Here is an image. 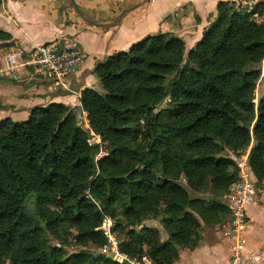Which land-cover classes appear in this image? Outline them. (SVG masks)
I'll list each match as a JSON object with an SVG mask.
<instances>
[{
  "label": "trees",
  "instance_id": "1",
  "mask_svg": "<svg viewBox=\"0 0 264 264\" xmlns=\"http://www.w3.org/2000/svg\"><path fill=\"white\" fill-rule=\"evenodd\" d=\"M8 38L0 31V43ZM184 52L180 38L158 33L95 65L104 92L86 90L80 100L93 130L111 143L101 160L99 145L87 142L89 131L61 103L25 120L0 121V264H67L50 235L63 239L73 228L101 246L104 217L119 211L132 228L158 216L161 202L167 238L158 243L150 229H130L120 250L133 255L145 242L154 264H172L180 250L197 246L200 221L220 225L228 218L221 197L239 175L226 148L239 154L254 141L247 160L261 184L264 90L257 105L253 92L264 28L233 1L219 2L185 59ZM191 189L204 197L190 198ZM72 259L130 264L87 250Z\"/></svg>",
  "mask_w": 264,
  "mask_h": 264
},
{
  "label": "crops",
  "instance_id": "2",
  "mask_svg": "<svg viewBox=\"0 0 264 264\" xmlns=\"http://www.w3.org/2000/svg\"><path fill=\"white\" fill-rule=\"evenodd\" d=\"M224 1L235 0H0V31L9 36L0 43V55L73 37L83 53V62L70 87L75 80L85 87L94 80L93 69L99 61L126 52L145 36L170 33L193 45L213 21L217 4ZM28 80L24 76L22 81ZM42 85L25 86V96L5 100L0 120L21 121L35 107L59 100L72 102L73 96L49 93ZM0 90L17 92L11 84L0 85ZM229 218L230 214L205 238L203 233L192 250H180L172 264H228L233 242L226 236ZM239 239L245 254L256 255L251 264H264V180L256 185L253 199L244 206Z\"/></svg>",
  "mask_w": 264,
  "mask_h": 264
},
{
  "label": "rangeland",
  "instance_id": "3",
  "mask_svg": "<svg viewBox=\"0 0 264 264\" xmlns=\"http://www.w3.org/2000/svg\"><path fill=\"white\" fill-rule=\"evenodd\" d=\"M233 2L235 3L236 0ZM235 5H236V3H235ZM238 9H239L241 14L247 15L248 21H250L253 25H255L257 27L264 28V24L261 21L262 13L246 12L240 8H238ZM214 19H215V17L213 18V21H214ZM212 22H210L208 24V26L204 29V31L210 26V24ZM204 31L202 32V34L204 33ZM202 34H201V36H202ZM170 35L175 36L173 34H170ZM182 41L184 43V49H185L184 59H185L187 52L191 48H193L196 43H194L191 46H188V44L186 45L184 40H182ZM5 53L0 55V67L2 66L1 63H2V59H3V55H5ZM103 60L104 59H102L101 61H103ZM101 61H99V62H101ZM258 68L260 70V74H259V77L256 81L254 92H253L254 105H257L258 99L261 97L263 90H264V58L258 64ZM78 70H79V68H78ZM78 70H77V72H78ZM76 73H75V75H76ZM73 77H75V76L73 75ZM28 79H30V80H28L29 82L28 81L23 82L22 81L23 78H21L19 80H12V79H7V77L0 76V85L1 86L5 85V84H11V85H14V87H16V89H17L16 93L11 92V91L4 93L2 90H0V108L2 107V104H5V102H4L5 100H13V98L15 99L16 97L19 98V97L25 96L22 93L23 92L22 88H25V86L33 85V84H41V85L43 84L42 82H40L39 80H37L33 77H30ZM93 79L94 80L92 81V83H90L89 86L86 85L85 87H83L82 86L83 84L81 85L79 83V81L75 80L74 87H70V91L63 93V94H69V95L73 96L72 102H66L67 100H59L58 102H50L47 105H49L51 103H61L64 106H66L69 111L73 112L76 115V122L78 123V125H80L84 129L89 131L90 136L87 139V142L89 144L95 143V144L99 145V151L96 154L95 159L101 160L107 155L106 150H107V148H109V146H111V143L108 140L102 139L100 137V135L93 130V128L91 127L89 117H88V113L86 112V110H84L82 108V104H81V100H80L82 93L86 90H89V91L94 92L96 94H102L104 92L103 87H102L98 77L95 74H94ZM44 85L46 86L45 88L47 89V91L49 93H51V91L48 90L47 85L43 84L42 86H44ZM53 95L55 96L56 94H53ZM47 105L35 107V108L31 109V112L33 110H35L36 112H39L38 109L44 108ZM163 107H165V103L161 104L158 107V109L163 108ZM0 121H2V120H0ZM13 121H15V120H13ZM253 146H254V141L251 140L248 147L239 154H237V152L232 151L230 148L225 149L224 153L234 161L235 168L238 171V175H239V170H240L239 165H238L239 161L242 160L241 159L242 157L246 158V160H247L249 150ZM247 163H248V160H247ZM181 182L184 184L186 183L184 179L181 180ZM229 188H228V190H229ZM203 193L201 191H193L191 189V190H189L188 195L190 198H193L195 196L204 197ZM226 193H224L221 197V201L225 205H226V201H225L224 197H225ZM159 208H160L159 209L160 212H159L158 216H149V217L143 219L139 223V225H135L132 228L125 224V221L123 220V218L119 214V211H117L114 216L104 217L102 220L101 226L98 228L100 233H102L104 235L103 237L106 239V243L104 245H101V246H98L100 240H96L94 242V240H91V239L80 238L78 236L76 230L73 228L68 229L64 233L63 232L61 233V235H63V239H56V237L53 238L54 236L50 235L49 244L51 246L62 248L64 250L65 257L67 259V264H73L72 256L74 254L78 253L80 250H87V251H90L91 253H103L107 256L112 257V259H115V260H116V258H119L120 255H124L128 258H134L138 255L139 256H142V255L147 256L148 246L145 242H142L139 250L136 251V253H134L133 255L132 254L131 255L123 254L120 250V244L126 241V238H127L126 233L130 229H134L136 231H139L142 229L143 230L144 229H150L151 231H153V234L155 236V240L158 243L165 240L167 238V232H168L166 229L163 228V225H162V220L166 217V213L164 212L165 211V203L161 202ZM200 223L201 224H200V228L198 231L199 241H200V238L203 237V236H201L203 233H205V236L203 237V238H205L210 233V231L212 229H214L215 227L218 226V225H213V224L204 225V223L202 221H200ZM147 258L149 259V262H152L148 256H147ZM3 264H11V262L9 260H5Z\"/></svg>",
  "mask_w": 264,
  "mask_h": 264
},
{
  "label": "built area",
  "instance_id": "4",
  "mask_svg": "<svg viewBox=\"0 0 264 264\" xmlns=\"http://www.w3.org/2000/svg\"><path fill=\"white\" fill-rule=\"evenodd\" d=\"M236 6L246 12L262 13L264 24V0H236ZM257 15V14H256ZM83 62V53L73 37L53 39L30 49L15 48L5 53L0 76L12 80L33 77L46 84L51 93L70 91V80ZM239 161V180L232 184L225 195L230 218L226 236L233 238L228 264H251L255 253H244L239 232L244 224V206L253 199L256 181L246 158ZM117 261L130 264H151L146 255L128 258L120 255Z\"/></svg>",
  "mask_w": 264,
  "mask_h": 264
}]
</instances>
